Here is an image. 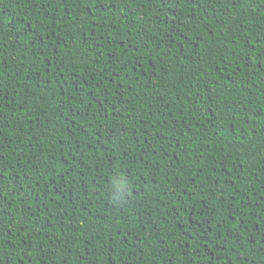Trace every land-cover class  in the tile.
I'll use <instances>...</instances> for the list:
<instances>
[{
	"label": "trees",
	"instance_id": "trees-1",
	"mask_svg": "<svg viewBox=\"0 0 264 264\" xmlns=\"http://www.w3.org/2000/svg\"><path fill=\"white\" fill-rule=\"evenodd\" d=\"M0 264H264V0H0Z\"/></svg>",
	"mask_w": 264,
	"mask_h": 264
},
{
	"label": "clouds",
	"instance_id": "clouds-1",
	"mask_svg": "<svg viewBox=\"0 0 264 264\" xmlns=\"http://www.w3.org/2000/svg\"><path fill=\"white\" fill-rule=\"evenodd\" d=\"M117 190L120 191L121 193L123 192V186L120 185V186H117ZM121 199L123 198V195H121L120 197Z\"/></svg>",
	"mask_w": 264,
	"mask_h": 264
}]
</instances>
